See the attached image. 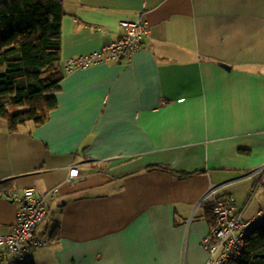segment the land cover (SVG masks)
I'll use <instances>...</instances> for the list:
<instances>
[{
	"label": "crops",
	"instance_id": "0c3cea01",
	"mask_svg": "<svg viewBox=\"0 0 264 264\" xmlns=\"http://www.w3.org/2000/svg\"><path fill=\"white\" fill-rule=\"evenodd\" d=\"M63 1L57 108L17 132L0 117V235L8 193L56 187L35 264H206L211 187L264 210V0ZM124 19L150 27L131 59L66 70Z\"/></svg>",
	"mask_w": 264,
	"mask_h": 264
},
{
	"label": "trees",
	"instance_id": "16d2710c",
	"mask_svg": "<svg viewBox=\"0 0 264 264\" xmlns=\"http://www.w3.org/2000/svg\"><path fill=\"white\" fill-rule=\"evenodd\" d=\"M64 15L63 0L0 1V117L10 132L44 124L58 106ZM239 262L264 264V227L249 235Z\"/></svg>",
	"mask_w": 264,
	"mask_h": 264
},
{
	"label": "built area",
	"instance_id": "2783aa9c",
	"mask_svg": "<svg viewBox=\"0 0 264 264\" xmlns=\"http://www.w3.org/2000/svg\"><path fill=\"white\" fill-rule=\"evenodd\" d=\"M121 26L123 32L117 40L91 53L71 57L66 70L83 69L112 59H131L143 48L150 27L145 20L131 19L122 20ZM78 176L79 168H71L69 179ZM218 190L216 186L211 187L201 199V204L212 205L210 232L202 241L209 252L206 264H240L247 238L264 225V210L245 219L236 212L233 195L220 198ZM58 194L56 187H26L7 194L8 198L18 203L17 221L7 233L0 235V264H24L30 261L32 249L49 245V240L36 236V229L46 219L49 203Z\"/></svg>",
	"mask_w": 264,
	"mask_h": 264
},
{
	"label": "rangeland",
	"instance_id": "374dc122",
	"mask_svg": "<svg viewBox=\"0 0 264 264\" xmlns=\"http://www.w3.org/2000/svg\"><path fill=\"white\" fill-rule=\"evenodd\" d=\"M0 1H2V0H0Z\"/></svg>",
	"mask_w": 264,
	"mask_h": 264
}]
</instances>
